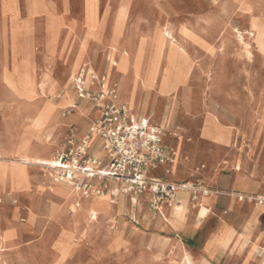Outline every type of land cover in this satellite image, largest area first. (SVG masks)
I'll return each instance as SVG.
<instances>
[{
	"label": "rangeland",
	"instance_id": "1",
	"mask_svg": "<svg viewBox=\"0 0 264 264\" xmlns=\"http://www.w3.org/2000/svg\"><path fill=\"white\" fill-rule=\"evenodd\" d=\"M203 1L205 3L204 8L187 9L192 6V3L195 4L198 1L100 0L101 11L104 8H109V21L107 23L108 11L105 12L103 19L99 17L98 0H85L86 31L83 34L77 28H74V36L71 33L64 35L61 29L67 19L55 15L52 9V12L48 13L47 34L42 39L33 41L31 39H24L26 35L32 34L33 31L32 28L26 26L28 20L20 19L18 0H0V61L4 62V67L6 68L4 86L2 83L0 84V148L5 152L10 151L16 156H38L40 147L48 143L56 127L67 120L71 113H73L74 109L69 108L70 105L66 103L64 98L66 93L70 92L73 94L72 99H75L73 102L79 108L75 120L80 121V118H83L87 122V128L80 139L76 138L78 134L76 130L78 128L75 125L64 130L57 140V146L53 154L56 153V158H58L63 167L64 165L65 167H73V161L77 159L83 142L86 141V138H89L86 150L87 155L93 160H100L106 164L107 157L104 149L102 147L103 154L100 153V150L95 151L98 149V142H94V137L92 138L91 134V129L100 113L96 101L81 99L79 97V92L74 82L75 79L69 83V70L62 64L61 75H55V81L57 82L54 83L50 91L55 94L53 100H48L39 93L31 92L27 88L24 75L28 73L33 79H36L43 70L47 67L49 68L50 64L55 68L57 63L66 59L65 57L75 48L78 40L83 39L88 42H94V48H90L89 62L93 66V73L97 77V80L92 82L91 78H87V89H89L91 95H100L102 92V79L105 78L106 86L107 84L117 85L121 101H126L131 110L130 102L124 97V84L130 79V75L118 72L120 76L114 81L110 80L108 76L110 69L103 58L107 54L104 53L102 55V49L109 51L113 47H117L118 49V45L125 40V29L128 24L130 29H134L136 39H142L137 51L140 55L136 53L135 68L133 71L131 68L130 73L134 74L135 82L133 90L137 91L140 85H143L145 88H155L154 82L145 81L143 83L140 76V71H142L140 63L144 55L142 49V43L145 42L144 38L154 40L159 32L162 33L167 30L173 33L179 43H184L185 41L180 38L182 36L180 33L182 27L184 26L188 30L198 32L205 25L204 21L215 12L214 8H210L212 0ZM188 2L190 5H188ZM232 2L237 3V0H233ZM255 2V0H251L247 4L244 2L245 5L242 11L248 12V9L252 5H255ZM55 4L57 9H60L61 6L67 7L66 0H57ZM125 4L131 8L130 18L124 24H118L116 17L118 8ZM71 5L75 14L79 15L82 12V0H71ZM26 9L29 18H34L47 12V7L42 0H26ZM238 13V10L233 13L230 19L231 24L228 23L222 27L218 35L212 39L214 54L210 56L209 62L207 61L206 65L216 66L220 61L221 50L219 46L222 38L221 35L228 34V29L231 25L238 28L241 32L250 29L248 20L241 24V20L237 19ZM260 15L264 16V7L260 8ZM227 18L229 19V15H227ZM4 21L6 28L10 29V41H6L5 44ZM196 21H199L201 25L195 23ZM106 23L107 25H105ZM104 26L106 27L104 28ZM154 41L156 42L155 45L158 46L159 42L156 39ZM39 43H43V45L40 46ZM156 47L151 55L150 67L154 64L153 62L157 57L155 54ZM168 51L169 49L167 48L166 54H168ZM234 51L236 55L228 57L224 63L223 71L226 90L223 96H220L218 90L207 88V82L210 79L199 81L196 78H192L191 84L197 88L198 92L200 91V94L205 99L210 98L211 101L215 100L218 103V108L217 110L215 109L214 113L216 117L219 114L226 115L229 119L243 127L242 129L245 131L246 136H243L245 144L242 145V148H248L250 157L259 162L258 179L262 188L260 190L261 193L248 195L253 200H248L249 198L245 196L244 200H241L239 198L241 195H237L236 198L248 205H259L264 208V203H260L259 200H264V55L253 46V56L247 58L245 52L238 48L237 43L234 44ZM39 53L45 55L46 62L39 56ZM34 62H37L39 68L36 74L33 73L32 66H27L28 63L34 64ZM130 67H132L131 64ZM85 68L90 69V67ZM179 72L180 68L178 64L169 79L168 88L161 91L156 87L161 93H171L174 99H176V101L172 102V105L169 107V113L163 118L162 124H160L164 129H167L173 122L174 109L177 106V99L180 93L187 94L191 92L190 103L192 109L196 111L199 106V94L196 93L195 87L185 81L177 80ZM7 81L11 82L10 88L5 86ZM67 86L68 89H66ZM57 88L59 89L58 91ZM220 97H222L223 103L226 105L218 102V98ZM157 103L159 105L163 104L162 101H156V111L154 113L157 112L159 107ZM64 106H67L66 109L58 110L59 107ZM148 107L144 105L145 111H147ZM226 107H229L231 111L227 110ZM21 110L31 113H41L43 118L42 124L31 126L25 123L22 117L14 121L13 117L17 115V111ZM158 114L157 112L156 117L160 119V115ZM210 116L211 118L207 119V123L212 125L216 117L214 115ZM219 127L223 128L220 125ZM197 135L198 132L195 129L193 136L196 137ZM189 141L194 142L195 138ZM171 148L174 149L175 147L171 146ZM94 151L95 156L91 155ZM168 151H170L171 159L174 160L171 172L168 174L165 168H161L151 171L150 175L151 179L157 178L165 184H171L167 182V180L172 179L173 176L171 175H181L177 174L174 169L179 159V150H175L176 157L173 151L169 149ZM2 158L6 159L7 157L4 156ZM15 165L14 161H4V167L7 170L13 169ZM62 169L60 172H56L57 174L52 181L64 183L71 189L79 190L78 183L84 178L80 174V171L77 169L74 173L75 179L68 183V179ZM28 173L30 176V189L21 196L17 183H14L12 188L7 190L0 184V222H4L0 230V240H2V235L9 228L5 224L7 221L14 220L24 226L26 222L22 221L29 220L32 215L34 216L35 211V219L31 229L23 234L15 233L8 243L4 245L5 251L4 257L1 258V264H183L181 258L178 256V250L182 242V246L192 254L209 256L207 251L208 240L210 235L219 227L212 218H201L199 223H197V230L192 234H182L175 230L161 228L158 222L162 219L158 217L161 216L166 220L170 218L164 217L161 212H158V208L167 204H155L156 195L153 191H146L145 195L148 196L147 202L145 200L144 202L146 203H143L141 207L135 208L130 205L132 202L127 203V205L125 204L127 201L125 196L131 201L129 195L120 192L118 197L113 198L108 193V191L114 190L115 187L119 189L115 182L97 178L89 179L88 183L95 190L96 188L101 190L102 193L100 195L89 194L88 196L90 198H101L104 194H108L111 205L118 208L120 204L122 210L121 216L113 215V217H108L101 215L97 221L84 223L74 236L72 233L66 231H63L61 234L64 221L54 219L53 215L57 210L61 209L64 215L70 216L72 214L71 211L66 207L64 202L50 196L51 182L46 179V173L42 168L28 166ZM254 177L257 178V176ZM188 182L190 183L191 180L186 181V183ZM201 182L197 180L194 183L193 189L195 190H193L191 197V211L196 209L193 207V204L197 207L198 199L194 198L203 196V192L206 191L204 189L199 192L203 188L201 187ZM82 193L85 195L84 192ZM178 194H181L182 198L178 199L179 202L177 203L175 200V203L171 205L172 207L169 210L171 209L172 216L182 217L185 206L188 203V199L185 197L188 193L178 192ZM120 198L121 201L119 202ZM151 201L153 202L152 207L150 205ZM127 206L130 211L124 214ZM223 215L226 214L223 213ZM233 226L235 227V236L231 244L226 248L221 247L222 250L211 257L212 262L207 261L205 264L262 263L264 256V216L257 223L250 226L251 228L247 230L248 234L244 232L245 227L242 224ZM116 231L118 234L115 233ZM155 234H158L159 237ZM154 238L158 240L156 245L160 246V248L152 246ZM58 241H67L69 244H73L69 255L60 263L54 260L52 256ZM164 241L165 244L162 247ZM212 244L220 245V243H216L215 241Z\"/></svg>",
	"mask_w": 264,
	"mask_h": 264
},
{
	"label": "bare ground",
	"instance_id": "2",
	"mask_svg": "<svg viewBox=\"0 0 264 264\" xmlns=\"http://www.w3.org/2000/svg\"><path fill=\"white\" fill-rule=\"evenodd\" d=\"M197 1L198 2H196L195 4L192 3V6H190L187 9L205 7V3L203 0H197ZM232 1L233 0H212V5L210 6V8H214L215 12L211 17H209L207 20L204 21L205 25H203L202 30H199L197 32L194 30H188L184 26L180 30V33L182 34L180 38L185 41L184 43L183 42L179 43V41L170 31L166 30L163 31L162 33L159 32L155 38L156 41L159 42L158 46L156 45L157 53L155 52L157 57L155 58L153 62L154 64L150 67L149 72L145 78L142 74V71H140L142 82L143 83L145 81L146 82L149 81L152 83L154 82L153 83L155 85L154 87H157V89L163 91L166 88H168L169 79L171 75H173V71L175 70L176 66L179 64L180 72L177 74V80L185 81L186 83L192 85L191 81L192 78L194 77L193 74L194 60L196 58L197 59L202 58L206 54H209L210 56L214 54L212 39L215 38L216 35H218L222 27L230 23L232 14L238 10L239 13L237 19L241 20V24L246 20H248L250 24V29L245 32H241L238 28H235L231 25L230 28L228 29V34L221 35L222 38L220 40V46H219L221 50L220 61L216 64V66H212V65L208 66L209 68H211V71H210V75H208V77L206 78V79H210L207 82V88L210 90L216 89L219 91L218 93L220 94V96H223L226 90L225 89L226 82L224 80L225 76L223 71L224 63L226 62L228 57L232 55H236L234 51V44L237 43L238 48H240L245 52L247 58H251V56H253L252 53L253 46H255V48L258 51H260L262 55H264V16L260 15V8L264 7L263 4L264 0H255L256 1L255 5H252V7L248 9V12H243L242 8L245 5V3L247 4L251 0H237V3ZM188 5H190L189 2ZM256 13H258V15H256ZM130 14H131V8L129 5L125 4L119 6L118 13L116 15L118 24L119 23L124 24L125 22H127L130 18ZM227 15H229V19L227 18ZM195 23L201 25L199 21H196ZM145 39L146 38H144V40ZM94 44H95L94 42H88L86 40L80 39L77 41L75 48L68 54V56L65 57L66 59L57 63L55 68H53V66L50 64L49 68L47 67L45 70H43V72H41V74H39V77L36 79H33L32 76L26 73L24 75V79L26 81L25 83L27 84V88H29L31 92L39 93L48 100H53L55 94L51 93L50 91L54 83L57 82L55 81V75H61L62 64L70 72L69 83L74 79H77L80 72L85 67H90V70L93 71V66L89 62L90 59L89 55H90V48L91 47L94 48ZM167 48L169 49V51L167 56L165 57V50ZM135 52H136L135 43L130 39L129 40L125 39L123 42H121V44L118 45V49L117 47H113L111 51L107 49H102V55H104V53L107 54L103 58L107 62V65L109 66L110 69V71L108 72L109 74L108 76L110 80L112 79V81H114L115 79H117L120 76L118 72H123L127 74L131 73L130 64L133 57L135 60L136 57ZM117 56L119 57L118 59L116 58ZM162 61L165 62L164 70L162 73L159 74L158 67ZM102 64H103V59H102ZM27 66L33 67L34 74H36V72L39 70L37 62H34V64L28 63ZM159 75L161 79L157 86V80H158L157 78ZM5 77H6V68L4 67V62L0 61V84L2 83L3 86H4ZM131 81L132 80L129 79L127 83L124 84V97L128 100V102H130L131 110L130 109L129 110L131 111L132 117L137 118L138 106L139 103L141 104V102L137 103V94H136L137 91H134L133 88L132 89L130 88ZM133 81L135 82V80ZM10 83H11L10 81H7L5 83L6 84L5 86L10 88ZM66 89H68V86L66 87ZM195 89H196V93H198L196 87ZM72 97L73 94L70 92H67L64 97L66 103L70 105L69 108L74 109L73 113H71L70 117L67 120H72V119L75 120L77 111H79V108L73 102ZM118 100L121 103L119 94H118ZM218 102L226 105L225 103H223L222 97L218 98ZM16 114L17 115L13 117L14 121L22 117L25 123L31 126H39L43 122L41 113H31L25 110H21L19 112L17 111ZM236 115L238 116V114ZM149 118L154 119V117L152 116ZM67 120H65L63 123L59 124L56 127L54 132L51 134L48 143L40 147L38 156H28V155L16 156L12 152L10 151L5 152L0 148V184L4 187L5 190H7V189H11L14 183H17V185L20 188V196H21L27 193L28 190L30 189L29 186L30 176L28 173V166H35L42 168L46 173V179L51 182V188L49 191L50 196L64 202L66 207L72 213L70 216H66L61 211V209H59L54 213L53 218L64 221V226L62 228L61 234L63 233V231H66L72 233V235L74 236L77 234L79 228L82 225H84V223L89 221H97L101 215L108 217H113V215L121 216L122 210L120 204L118 208H115L113 205H111V200L108 194H104L101 198H97V197L90 198V196H85L79 190H74L69 188L64 183H57L56 181H52V179L57 174L56 172H60V170L63 168V165L60 163L58 158H56V153L53 154V151L57 146V140L59 136L62 135V127H64ZM160 127L162 128L161 125ZM242 128L243 127L241 125L237 128L238 135L246 136L245 131ZM209 134L211 135V133ZM215 137L218 139L225 138L219 135H215ZM100 153L103 154V150H100ZM174 155L176 157V152H174ZM4 156H6L7 158L6 159L2 158ZM9 160L14 161L16 164L11 170H7L4 167V161H9ZM177 187H178V192H183V193L191 192V188L189 187V185H178ZM112 191L117 192L118 188L115 187L114 190ZM208 195L209 193L207 191H204L201 199L199 198H194V199L196 200L198 199L199 202L205 203L207 202ZM246 197L249 198L248 200H253L249 196ZM239 198L241 200H244L245 197L241 196ZM259 200L260 203L262 204L264 203L263 199H259ZM125 204L127 205V202ZM201 207H202V215H207L209 212L208 209L204 206V204H202ZM129 211L130 209L127 206L124 211V214ZM161 213L163 214L164 217H167L162 209H161ZM180 218L182 219L183 217ZM34 219H35V211H34V216L32 215L29 218V220L22 221V222H26L24 226H22L21 224H19L14 220H9L5 223L9 228L2 235V240H0V264H1V258L4 257V251H5L4 245L8 243V241L14 236L15 233L23 234L27 232L29 229H31ZM3 225L4 222L1 221L0 230L2 229ZM115 233L118 234L117 231ZM234 236H235L234 229L230 227L228 224L219 225L218 229L210 235L207 244V251L209 252L210 246L213 241H215L216 243H220V246L222 248L228 247L231 244L232 240L234 239ZM157 243L158 240L154 238L152 240V246L155 248ZM164 244L165 241L163 242L162 247L164 246ZM72 245L73 244H69L67 241H58L55 246V252L52 254L54 260H57L59 263L65 260L66 257L69 255ZM178 256L181 258L183 264H205L207 261L212 262V259L209 258L207 255L202 254L201 256H198L197 254H192L182 245L178 250ZM261 264H264V256Z\"/></svg>",
	"mask_w": 264,
	"mask_h": 264
},
{
	"label": "crops",
	"instance_id": "3",
	"mask_svg": "<svg viewBox=\"0 0 264 264\" xmlns=\"http://www.w3.org/2000/svg\"><path fill=\"white\" fill-rule=\"evenodd\" d=\"M42 1L47 7V12L37 15L34 18H29L27 15L26 0H18V9L22 17H20V19L28 20L26 26H28V28H32L33 31L32 34L26 35L24 37L25 40L31 39L35 41L45 37L47 34L46 24L48 21V13L50 14L52 9L55 15H59L67 19L66 23L61 29L64 35L71 33L74 36V28H77L82 34L86 31L84 10L85 0H82V12L79 15L74 13L71 7V0H66L67 7L65 8L64 6H61L60 9L56 8L55 2L57 0ZM98 4L99 17L101 19H103L105 12L108 11V23L109 8H104L103 11H101L100 0H98ZM35 21L37 22L35 23ZM107 23L105 25H107ZM128 26L129 25L127 24L125 29V39L134 41L136 51L135 53H137L142 39H136L134 29H130ZM105 27L106 26H104V28ZM9 36L10 29L6 28L4 21V44L6 41H10ZM144 41L145 42L142 43L144 55L141 59L140 65L142 74L145 78L149 72L151 55L153 54L156 45L154 40L146 38ZM39 44L40 46L43 45V43ZM39 56L43 59V61L46 62L47 59L45 60V55H41V53H39ZM166 56L167 54L165 52V57ZM116 58L118 59L119 57L117 56ZM202 58H196L194 60L193 74L194 77L199 81H204L208 75H210L211 71V68L206 65L210 55L206 54L205 57L203 59ZM134 64L135 60L133 57L131 61L132 71L135 68ZM164 65V61L159 64V74L163 72ZM129 75L130 79L132 80L130 82V88L132 89L134 87V74ZM157 79L158 86L161 79L160 75ZM58 90L59 89L57 88V91ZM198 93L199 106L196 111H194L191 107V92L187 94L180 93L177 99V106L174 109L173 122L167 127V129L163 128L165 132V136L163 138L164 146L173 151V153L175 150H179L180 152L178 162H176L174 169L177 174L181 175H171L173 176L172 179L167 180V182L176 184L177 186L189 185L191 192L185 195V197L188 199V203L185 206L182 216L183 221L180 218L181 216L171 215V209L169 210V208L172 206L163 205L158 208V212H161L162 209L166 216L170 219H163L159 215L160 217L158 218L162 220L158 222V225H160L161 228L175 230L182 234H192L197 230V223H199L201 218L205 219L210 217L218 225L228 224L234 229V231L235 227L233 225L242 224L243 227H245L244 232L248 234L247 230L251 228L250 226H252L254 223H257V221L261 220V217L264 216V208L259 205H248L247 203H243V201L238 200L236 197L237 195L246 197L248 195H254V193H261L260 190L262 185H260V180L258 179L260 169L259 162L253 160L250 157L248 148H242V145H244L245 142L244 137L242 135H238L237 128L240 125H238L237 122L229 119L226 115L219 114L218 117H216L214 113L215 109L217 110L218 108V103H216L215 100L211 101L210 98L205 99V97L200 94V91ZM136 94L137 103L141 102V104L139 103L138 106V116L134 119L139 120L142 118H147L153 125L160 127L159 124H162L163 118H165V116L169 113V107L172 105V102L176 101L174 96L171 93H161L156 89V87L145 88L143 85L138 87ZM156 101L163 102L162 105L157 103L159 106L157 112L159 113L158 115H160V119L156 117L157 112L154 113V111H156ZM121 103L127 105V102L124 100L121 101ZM144 105H147V107L149 106L147 111H145L146 107L144 108ZM66 107L67 106L59 107L58 110L66 109ZM226 108L227 110L231 111L229 107ZM210 115H214L216 117L215 122L212 125L207 123V119L209 120L211 118ZM148 116H152L154 119L149 118ZM201 122L202 124L200 125ZM73 125L78 128L76 130L78 132L76 138L80 139L86 131L87 122L83 120V118H80V121L73 119L67 120L64 127H62V132L68 128H71ZM219 125L223 128H220ZM195 129L198 132L196 137L193 136ZM209 133H211V135ZM215 135L225 138L218 139L215 137ZM194 138V142L189 141L190 139ZM95 141L98 142V149L95 151L102 150V141L97 138L94 140V142ZM171 146H174L175 150L171 148ZM95 151L92 152L91 155L95 156ZM173 165L174 160L173 164L162 166L159 169L165 168L166 172H170ZM254 176H257V178ZM188 180H191V182L186 183ZM197 180L202 181L201 187L203 188H201L199 192L206 189L209 195L207 202L201 203L198 200L197 207L193 204V207L196 209L191 211V197L193 190H195L193 189V186ZM181 196V194H177L176 203L179 202L178 199L182 198ZM201 197H199V199H201ZM121 198L119 199V202L121 201ZM125 199L127 200V203L131 202L127 196H125ZM147 199L148 196H146L144 193L139 197L136 205L132 203H130V205L135 208L139 206L141 207L143 203L147 202ZM145 200L146 202H144ZM152 204L153 202L151 201V207ZM202 204H204V206L208 209V215H202ZM223 213L226 215H223ZM155 235L158 236V234ZM181 244L183 245V242ZM155 248H160V246L156 245ZM220 250H222L220 245L212 244L208 252V257H213Z\"/></svg>",
	"mask_w": 264,
	"mask_h": 264
},
{
	"label": "built area",
	"instance_id": "4",
	"mask_svg": "<svg viewBox=\"0 0 264 264\" xmlns=\"http://www.w3.org/2000/svg\"><path fill=\"white\" fill-rule=\"evenodd\" d=\"M87 78H91L92 82L97 80L93 71L84 68L74 82L81 99L96 101L100 113L91 134L92 138L102 141L107 163L89 158L86 152L89 138H86L77 159L73 161V167L64 165L62 169L69 183L75 179L74 173L78 169L84 176L78 183V189L86 196L102 193L88 183L89 179L97 178L118 185L117 192L108 191L113 198L121 192L129 195L131 202L136 205L139 197L149 190L156 195L155 204L171 206L177 198L178 187L150 178L151 171L173 164L170 151L163 143L164 130L153 125L147 118L134 119L128 106L119 102L116 85L106 86L105 78L102 79L100 95H91L87 89Z\"/></svg>",
	"mask_w": 264,
	"mask_h": 264
}]
</instances>
